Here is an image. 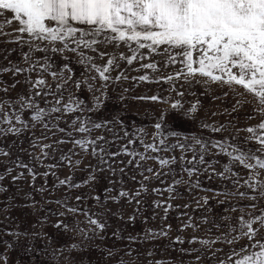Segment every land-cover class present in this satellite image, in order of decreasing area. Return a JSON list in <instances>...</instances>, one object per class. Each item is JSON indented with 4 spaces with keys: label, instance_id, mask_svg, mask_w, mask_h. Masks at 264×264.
<instances>
[{
    "label": "rangeland",
    "instance_id": "obj_1",
    "mask_svg": "<svg viewBox=\"0 0 264 264\" xmlns=\"http://www.w3.org/2000/svg\"><path fill=\"white\" fill-rule=\"evenodd\" d=\"M11 17L0 14V128L12 118L22 131L0 134V264H234L259 250L252 245L264 243V225L254 224L249 240L240 218L264 214V169L235 159H264L248 131L264 122L252 94L200 76L162 79L183 66L166 65L162 50L149 49H138L143 59L128 64L121 54L133 55L135 44L112 42L110 32L94 35L91 25L73 24L87 33L76 40L98 41L91 48L22 43L19 24L5 23ZM110 58L116 62L104 81L90 65L103 68ZM148 63L157 67H142ZM37 79L46 83L34 87ZM29 97L37 108L61 111L36 121L33 109L20 107ZM64 104L79 107L66 111ZM81 124L89 131L74 130ZM80 139L96 144L85 151L74 143Z\"/></svg>",
    "mask_w": 264,
    "mask_h": 264
},
{
    "label": "snow or ice",
    "instance_id": "obj_2",
    "mask_svg": "<svg viewBox=\"0 0 264 264\" xmlns=\"http://www.w3.org/2000/svg\"><path fill=\"white\" fill-rule=\"evenodd\" d=\"M5 11L12 13V17L5 23L19 24L16 29L19 42L31 45L36 41L50 43L59 41L67 46V43L72 41L77 47L83 45L91 48L98 41L76 40L78 34L87 35V33H83L82 29L74 27L73 24L91 25L95 27L94 35L110 32L109 39L112 42L135 44L133 55L124 57L121 54L128 64L143 59L142 53L139 56L136 54L138 49H149L151 52L162 50L167 57L166 65L179 63L183 66L175 77L167 76L162 79L191 80L200 76L204 78V82L212 81L227 84L229 87H243L258 100L262 106L260 110L264 111V0H0V14ZM25 35L28 37L27 40ZM71 50L76 51V48ZM101 55L106 54L101 53ZM115 62V58H110L103 68L94 64L90 66L96 68L101 79L108 81L110 76L106 73ZM142 67L155 69L157 65L148 63L143 64ZM15 71L19 72L21 69L17 68ZM52 75L55 76L56 73ZM139 79L147 81L149 77L145 75L140 76ZM45 83L44 79H37L34 87H40ZM150 99L155 101L159 97L154 95ZM56 103L61 104V101L57 100ZM101 103L102 97H98L97 107ZM20 107L33 109L35 112L33 119L36 121H42L48 111H61L59 107L50 110L37 108L31 97L22 101ZM62 107L66 111H76L79 105L73 107L71 104H64ZM171 108L179 110L180 102L172 104ZM191 110L195 111V106ZM15 119L21 125L25 124L19 116ZM5 122L9 127L6 130L0 128V134L4 132L18 134L22 131V128L13 124L12 118H7ZM101 126V124L94 125L96 128ZM155 127L160 129L161 124L157 123ZM258 129L259 131L250 127L248 131L254 134V139L264 151V122L258 125ZM74 130L85 133L89 128L81 124ZM214 130L219 131V129ZM74 143L87 151L96 144V140L80 139L75 140ZM160 143H163V140ZM195 143L200 144L201 141L196 140ZM179 146L184 147L182 144ZM42 147L48 148L50 145ZM146 148L158 150L155 144L146 145ZM124 150L127 152V147ZM95 151L93 149V154ZM3 155L8 153L5 152ZM141 159L144 157L141 156ZM193 159L195 160L196 157L193 156ZM235 159L248 169H256L257 166L264 169V159L260 156L241 155ZM160 163L167 165L169 161L161 160ZM66 182L60 181L61 184ZM120 195L126 196L128 193L121 192ZM261 195H264V188L261 189ZM69 211L76 210L69 209ZM240 219V233L249 240H252L258 231L254 224L259 222L264 225V214L249 221H244L243 217ZM89 223L100 230L105 227L96 219H90ZM56 227L67 228V225L58 222ZM252 247L259 250L246 253L235 260L234 264H264V243L256 242ZM234 255L239 254L234 253ZM2 259L6 260V257Z\"/></svg>",
    "mask_w": 264,
    "mask_h": 264
}]
</instances>
